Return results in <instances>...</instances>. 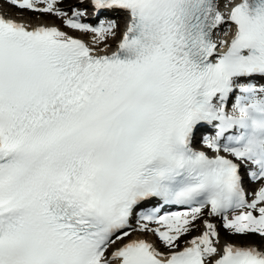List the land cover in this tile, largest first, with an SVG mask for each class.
Wrapping results in <instances>:
<instances>
[{
  "label": "snow or ice",
  "instance_id": "obj_1",
  "mask_svg": "<svg viewBox=\"0 0 264 264\" xmlns=\"http://www.w3.org/2000/svg\"><path fill=\"white\" fill-rule=\"evenodd\" d=\"M4 2L0 264H264V0Z\"/></svg>",
  "mask_w": 264,
  "mask_h": 264
},
{
  "label": "rangeland",
  "instance_id": "obj_2",
  "mask_svg": "<svg viewBox=\"0 0 264 264\" xmlns=\"http://www.w3.org/2000/svg\"><path fill=\"white\" fill-rule=\"evenodd\" d=\"M73 1L74 0H63L62 2V5L60 6L61 8L63 9H69L73 6ZM0 8L1 9H5L6 11H8V13L13 16V17H17V18H26V19H30L31 21H45V22H49V23H56L57 25L63 27V29L69 33H72L76 36H81L83 35V33H80L79 31H75V30H72V29H69L67 28L64 23H63V20L61 18H57L51 14H48V15H42L40 16L39 14L37 13H34V12H31V11H26V10H19V9H15L14 6H7V5H4L0 2ZM39 16V20H37V17ZM118 22H119V31H120V28H121V21L118 19ZM85 37L87 38H90L92 39V35L89 33V34H84ZM118 35L115 39H112L113 41L117 40L118 39ZM207 211V210H206ZM206 219H211L213 220V222H216L217 221V224H220V220L219 218H215V217H208L207 215H205ZM200 230H195L193 231L189 236L187 237H184L181 241V246L184 245L183 241L184 240H187V239H190L191 237H193L194 235H196L197 233H199ZM220 233H222V236L224 239L226 240H231V241H236V242H239V243H246V244H249V243H253V242H256V244H259L261 243V240L258 236H255V235H250V236H247V237H241V236H236V237H232V236H229V234L227 233L226 230L224 229H220ZM136 235V233H133L132 236ZM145 236L147 238H153L155 235L154 234H145ZM168 249L166 248L165 249V252H167Z\"/></svg>",
  "mask_w": 264,
  "mask_h": 264
},
{
  "label": "bare ground",
  "instance_id": "obj_3",
  "mask_svg": "<svg viewBox=\"0 0 264 264\" xmlns=\"http://www.w3.org/2000/svg\"><path fill=\"white\" fill-rule=\"evenodd\" d=\"M73 4H75L74 6H79V5H81L80 3H79V0H74L73 1ZM84 5H87V3L86 4H84ZM0 11L4 14V15H6V16H10L9 14H8V12L7 11H5V10H3V9H0ZM10 17H12V16H10ZM20 20L21 21H25V22H31L33 25H36V24H38V23H43V24H45V25H49V26H57V27H59L62 31H65L61 26H59V25H57V24H55V23H48V22H44V21H31L30 19H25V18H20ZM94 23H96V22H94ZM65 32H67V31H65ZM68 33V32H67ZM69 34V33H68ZM72 36V35H71ZM79 38H81L84 42H86V43H89L90 45H91V43H92V40H93V38L90 40V39H88V38H86V37H84L83 35L82 36H79ZM108 44L110 45V48H109V50L110 49H112V48H114L115 46H116V41H113V40H109L108 41ZM210 222H212L211 220H210ZM212 223H214V222H212ZM215 224H217V223H215ZM156 227V226H155ZM202 231H203V227H202V225H201V227H200V233H197L196 235H200L201 233H202ZM196 235H194V236H196ZM136 237L137 238H146L147 240H149L151 243H154L155 244V246L158 248V250H160V251H162V252H165V247L162 245V243L160 242V240H159V238L158 237H153V238H147L146 236H145V234L144 235H142V234H139V233H136ZM221 238H222V240H226V239H224L223 238V236H222V233H221ZM236 242V241H235ZM236 243H238V244H240L239 242H236ZM253 243H255L256 244V242H253ZM253 243H249V244H253ZM111 251V250H110ZM166 253V252H165Z\"/></svg>",
  "mask_w": 264,
  "mask_h": 264
}]
</instances>
